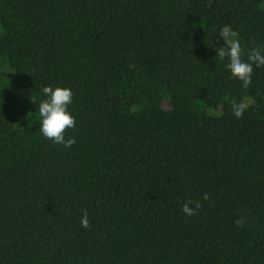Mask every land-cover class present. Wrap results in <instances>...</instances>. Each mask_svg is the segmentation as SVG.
<instances>
[{
	"label": "trees",
	"instance_id": "1",
	"mask_svg": "<svg viewBox=\"0 0 264 264\" xmlns=\"http://www.w3.org/2000/svg\"><path fill=\"white\" fill-rule=\"evenodd\" d=\"M0 264H264V0H0Z\"/></svg>",
	"mask_w": 264,
	"mask_h": 264
}]
</instances>
